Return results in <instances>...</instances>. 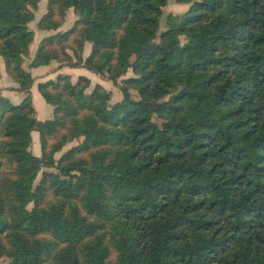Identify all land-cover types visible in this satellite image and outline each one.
<instances>
[{"label": "trees", "instance_id": "trees-1", "mask_svg": "<svg viewBox=\"0 0 264 264\" xmlns=\"http://www.w3.org/2000/svg\"><path fill=\"white\" fill-rule=\"evenodd\" d=\"M39 1L0 0V59L24 95L0 97V258L264 264V0H177L160 32L168 0H46L35 26L55 32L30 58ZM53 62L121 99L59 72L36 85L52 107L37 119L30 70Z\"/></svg>", "mask_w": 264, "mask_h": 264}, {"label": "rangeland", "instance_id": "rangeland-1", "mask_svg": "<svg viewBox=\"0 0 264 264\" xmlns=\"http://www.w3.org/2000/svg\"><path fill=\"white\" fill-rule=\"evenodd\" d=\"M45 4H46V0H40L39 3H38V9L37 11L35 12V19L29 23V28L32 29L33 31L36 32V26H35V23L34 21L38 20V18L44 13L45 11ZM189 6V4H185V3H178L177 0H168L167 1V4L166 6L163 8L162 10V16L160 18V29H159V32L162 31L165 27V22H166V17L168 15H178V14H181L183 13L187 7ZM75 19V16L72 14V9H69L67 11V14L65 16V21L63 23V25L58 29V30H65L67 29L69 26H71V24L73 23ZM37 32H40L37 30ZM55 31H50V33H54ZM37 34V33H36ZM35 40H37V43L39 42L38 40V36L35 37ZM36 43V45H37ZM34 45V43H32V46ZM89 50H90V43L87 42L85 43L84 45V50H83V55H87L89 53ZM29 59L26 60L25 62V66L26 64L28 63ZM59 68V65L55 62L52 63L51 67H48V68H44L43 71H41L40 73L38 71H33L31 73L32 77H33V83L34 82H41V81H45L49 78H54L56 76V73L57 70ZM68 71L67 70V67H60V71ZM71 72V80L73 82L76 81L77 77L79 75H86L89 79H90V86L89 88L87 89V91H90L91 88L95 85V84H100L105 90L109 91L111 93V96H110V103H114L118 100L121 99V92L120 90L118 89V87L116 85L113 84L112 81L108 80L105 76H99V75H96L95 73L91 72V71H88L84 68H79V69H73L70 71ZM132 75L131 71L129 70L126 74V76H130ZM132 94L134 95V92L131 91ZM36 94L38 95V98H34L32 97V102L34 104V107L36 108L35 111H36V118L41 120V119H46V118H49L51 117V111L48 109H42V107L40 106V100H42V102L44 104H46L48 107H51L49 104L45 103V101L42 99V97L37 93L36 91ZM35 96V95H34ZM39 100V101H38ZM42 103V104H43ZM77 141H72L68 144H66L62 151L66 150L67 148H69L70 146L76 144ZM34 148V147H33ZM34 150V149H33ZM33 150H32V146H31V151L33 153ZM61 151V152H62ZM61 152H58L55 154V157H59V155L61 154ZM40 176V173L38 174V178ZM7 263V258L5 257H2L0 258V264H6Z\"/></svg>", "mask_w": 264, "mask_h": 264}, {"label": "crops", "instance_id": "crops-1", "mask_svg": "<svg viewBox=\"0 0 264 264\" xmlns=\"http://www.w3.org/2000/svg\"><path fill=\"white\" fill-rule=\"evenodd\" d=\"M36 21H34L35 25H36ZM37 30L38 29L36 28V32L33 31L34 32V38H33V42L32 43H34V45L33 46H32V44L30 45V50H29V56H30V58L33 56L34 51L36 49L37 40H35V37L38 36V40H40L45 35L51 34L50 31L38 30L40 32H37ZM51 65H52V63H50L49 65H44V66H40V67L31 69L30 72L32 73L33 71H38L40 73L41 71H43L44 68L51 67ZM63 67H66V66H63ZM79 68H81V67H77V68H69V67H67V70L68 71H64V70L63 71H60V68H58V70H57L56 73L62 72V73H69L71 75V72H70L71 70H73V69H79ZM38 82H34L32 84V87H31V96L34 97V98H37V99H39L38 98V95L36 94V85H37ZM23 96H24L23 93L17 89V84L14 83L8 77V75L6 74L5 69H4L3 61L0 59V97H4V98L8 99L11 103H18L23 98ZM40 101H41L40 102V106L42 107V109H46V110L49 109L50 111H52V107H48L46 104H44L42 102V100H40ZM41 120H44V119H41ZM31 137H32V150L34 149L33 150V154L34 155H39L40 154V150H39V143H38V134H37V132H34L33 131L31 133Z\"/></svg>", "mask_w": 264, "mask_h": 264}]
</instances>
